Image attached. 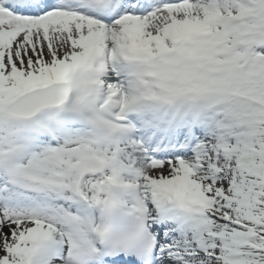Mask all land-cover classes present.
<instances>
[{
    "label": "snow or ice",
    "instance_id": "6c2138e0",
    "mask_svg": "<svg viewBox=\"0 0 264 264\" xmlns=\"http://www.w3.org/2000/svg\"><path fill=\"white\" fill-rule=\"evenodd\" d=\"M0 264H264V0H0Z\"/></svg>",
    "mask_w": 264,
    "mask_h": 264
}]
</instances>
